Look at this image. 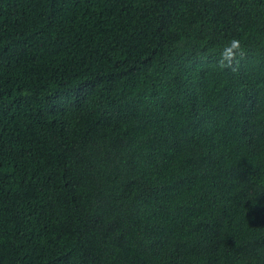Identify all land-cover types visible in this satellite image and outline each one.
Instances as JSON below:
<instances>
[{"label":"trees","instance_id":"1","mask_svg":"<svg viewBox=\"0 0 264 264\" xmlns=\"http://www.w3.org/2000/svg\"><path fill=\"white\" fill-rule=\"evenodd\" d=\"M0 264H264V0H0Z\"/></svg>","mask_w":264,"mask_h":264},{"label":"clouds","instance_id":"2","mask_svg":"<svg viewBox=\"0 0 264 264\" xmlns=\"http://www.w3.org/2000/svg\"><path fill=\"white\" fill-rule=\"evenodd\" d=\"M240 48V42L237 39H232L228 45L225 46L221 53V64H230L234 55Z\"/></svg>","mask_w":264,"mask_h":264}]
</instances>
